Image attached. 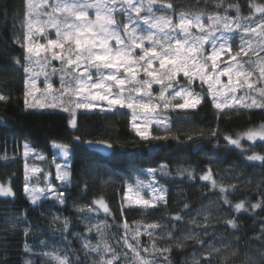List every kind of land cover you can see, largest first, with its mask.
I'll return each mask as SVG.
<instances>
[{
    "label": "trees",
    "instance_id": "1",
    "mask_svg": "<svg viewBox=\"0 0 264 264\" xmlns=\"http://www.w3.org/2000/svg\"><path fill=\"white\" fill-rule=\"evenodd\" d=\"M164 2L173 3L177 12L185 13L202 11L224 15L227 9V15L233 18L237 16L235 6H238L241 19H258L261 14L255 11V6H264V0ZM24 11V0H0V93L10 97L7 102L0 101V184L10 186L15 193L0 197V264H25V261L54 264L42 255L53 249L60 253L67 251L74 261L77 257L85 261L82 248L85 242L103 247L106 241L131 257L132 253L123 247L125 221L132 229L141 228L138 240L149 249L147 253L141 251L143 256L153 253L155 243L160 248L171 246L170 253L165 254L170 256L171 264H191L194 257H201V245L184 238L195 235L220 250L212 253V264H264V239H257L264 227V207L240 212L234 208L241 201L246 202L247 207L248 203L264 200V166L260 161L246 159L253 152L264 155V146L262 142L253 145L242 139V154L241 148L224 139L226 135L235 139L237 134L264 124V109H226L218 118V110L212 106L211 97H207L197 109L187 110V114L172 112V130L157 134L168 136L167 140L160 141L141 140L132 128L130 111L125 109L81 110L75 115V128L69 123L71 114L60 107L26 109L23 81L27 74L14 59L22 60L25 55L21 47L26 28ZM51 64L57 69L60 67L58 62L51 61ZM49 69L52 71L51 67ZM53 79L54 83H59L58 74ZM192 87L201 91L199 81ZM203 91H207L206 85ZM213 131L216 136H212ZM76 137L82 143L107 141L113 145L114 153L105 158L90 152L74 142ZM25 144L45 158L43 163H34L41 166L49 165L55 158L54 145L69 146L72 182L64 187L65 204L44 199L34 206L27 198L24 192ZM161 165L168 171L158 177L167 203L148 210L126 207V189L139 181L146 182L149 169L157 170ZM209 168L217 182L215 188L211 181L200 179ZM182 169L193 170L194 179H189ZM220 186L226 189L224 193L220 192ZM225 196L230 204L224 203ZM101 198L110 212L106 214L103 209L90 212L89 207L97 208L93 202ZM178 214L183 217L181 221L174 219ZM54 217L60 220L54 222ZM65 219L68 221L66 230ZM228 219H235L238 227L233 229L227 225ZM147 223L160 225L155 230L158 235L150 238L145 233ZM93 225L103 228V237L95 227L88 231L86 226ZM132 235L129 231L127 238L135 244ZM174 242H181L183 246L177 247ZM25 246L30 251L26 252ZM203 255L206 257L207 251ZM157 256L159 258V254ZM86 264H93L91 256ZM120 264L127 262L122 260Z\"/></svg>",
    "mask_w": 264,
    "mask_h": 264
},
{
    "label": "snow or ice",
    "instance_id": "2",
    "mask_svg": "<svg viewBox=\"0 0 264 264\" xmlns=\"http://www.w3.org/2000/svg\"><path fill=\"white\" fill-rule=\"evenodd\" d=\"M24 5L27 30L21 47L25 55L22 60L14 59L25 74L31 73L23 81L26 109L60 107L71 113L69 123L73 128L76 127L78 109H128L132 113L133 128L143 141L167 140L168 136H152L149 126L155 124L157 131L171 132L172 112L187 114V110L197 109L207 97H211L212 106L218 110V118L226 109H264V6H255V11L261 14L258 19H241L238 6H235L237 16L233 18L227 15V9L224 15L205 14L202 11L177 12L173 3L164 0H40V3L24 0ZM53 31L55 38H51ZM37 36L46 43H32ZM237 39L238 44L234 43ZM41 53L45 54L42 58L32 59L33 56L41 57ZM242 55L248 59H238ZM51 61L59 62V69L52 66ZM37 67L39 71H34ZM49 67L53 76L58 74L59 89H54V81L46 71ZM41 75L44 79L42 87H38L37 81ZM221 77H227V83H222ZM197 80L201 91L192 87ZM205 84L206 92L203 91ZM37 92L43 93L40 98L36 97ZM29 97L35 102L29 103ZM9 99V96L0 93V101L7 102ZM216 134V131L212 132V136ZM245 138L253 145L260 141L264 146V124L237 134L235 139L227 135L224 137L228 144L241 148L242 154L241 140ZM79 139L76 137L77 141ZM87 143L90 147L94 146L92 141ZM95 146L113 147L107 141H96ZM55 147L65 157L69 155L68 145L57 144ZM29 151L25 144V157ZM39 158L44 159L42 156ZM246 159L260 161L264 166V155L253 152ZM159 170L162 174H168L164 165ZM156 171L149 169L150 173ZM182 172L187 173L189 179H194L193 170L182 169ZM56 179L62 187L50 186L45 191L30 186L27 183L29 177L25 175L24 192L32 205L35 206L41 199H53L61 205L66 203L63 186L72 182L67 164L57 165ZM200 179L211 181L213 188L217 187L210 168ZM145 187L143 182H138L135 188L129 186L128 191L136 193L134 198L127 197L129 207L135 204L141 210H148L156 209L160 203H167L163 189L152 188L153 198H144L140 193ZM147 187L152 186L149 184ZM225 191L220 186V192ZM14 195L10 186L0 184V197ZM93 203L97 208L89 207L90 212H98L99 209L106 214L110 212L102 198ZM224 203L230 204L226 196ZM262 207L264 200L248 203L247 207L244 201L234 205L236 212ZM185 208H188L187 204ZM174 219L181 221L183 217L178 214ZM59 220V217H54V222ZM226 224L233 229L238 227L235 219L226 220ZM67 227L68 221L65 219L64 229ZM86 227L88 231L95 227L98 235L103 237L104 230L100 225ZM123 227V247L132 253L131 257L128 252H120L106 241L103 247L85 242L82 245L85 261H79V257L74 261L67 251L60 253L55 249L42 255L54 264H86L89 256L93 264H120L122 260L127 264H171L170 256L165 255L170 253L171 246L160 248L153 243V253L143 256L141 251L147 253L149 249L138 240L142 234L141 228L137 226L132 229L127 221ZM159 227L157 223H147L144 231L152 238L158 235L155 230ZM129 231L133 232L131 239L136 241L135 244L127 238ZM167 235L170 237L172 234L169 232ZM184 239L194 240L201 245V257H194L191 264H212V253L220 251L195 235ZM257 239H264V227ZM174 243L177 247L183 246L181 242ZM25 251H30L27 246ZM205 251L206 257L203 255ZM25 264L31 262L25 261Z\"/></svg>",
    "mask_w": 264,
    "mask_h": 264
},
{
    "label": "rangeland",
    "instance_id": "3",
    "mask_svg": "<svg viewBox=\"0 0 264 264\" xmlns=\"http://www.w3.org/2000/svg\"><path fill=\"white\" fill-rule=\"evenodd\" d=\"M35 2L36 3H40V0H35ZM37 11H40V9H37ZM41 18L43 19L44 17H41ZM26 30L27 29L25 28V33H26ZM51 38H55L54 31L52 33V37ZM31 42L32 43H46V40H44L42 37L37 36V37H34ZM234 43L238 44L239 43V40L237 39ZM44 55H45L44 53H41V57H35V56H33L32 59L33 60L40 59ZM241 57L242 58H245V59L247 58V57H244L243 55ZM240 58H238V59H240ZM225 59H227V57H225ZM52 62H57V61H52ZM53 66L56 67L55 65H53ZM221 67H223V64H221ZM34 71H39V68L37 67V69H35ZM46 71L48 72L50 79L52 81H54V79H53L54 76L52 75V71L49 68H47ZM27 76H31V73H28ZM43 79H44L43 75H41L38 78V81H37L38 87H42V81H43ZM227 80H228L227 77H221V82L222 83H227ZM195 82L193 83V85L195 84ZM59 87H60V84L59 83H57V84L54 83V89H59ZM154 87L155 88H158V86H156V85H154ZM42 94H43L42 92H37L35 95H36L37 98H40L42 96ZM56 94L58 95V92ZM238 94H239V92L237 93V95ZM49 99H51V95L49 96ZM28 100H29L30 103H34L35 102L32 97H29ZM81 110H84V109H78V110H76V114H77V112H79ZM95 110L96 111H99V112H107V111L102 110L100 107H97V108H95V109H93L91 111H95ZM113 110H122V109L116 108V109H113ZM125 110H128V109H125ZM189 110H191V109H189ZM86 111H89V110H86ZM110 111H112V110H110ZM128 111H130V110H128ZM132 119L133 118H132V113H131V123H132ZM132 126H133V123H132ZM156 129H157V125H155V124H152V125L149 126V132H150V134L152 136H155L157 134H163L164 133V131H162V130L161 131H157ZM133 130L135 131L134 128H133ZM245 140L247 142H250L246 138H245ZM257 142H260V141H257ZM54 151H55V158L47 166H41V165L34 164V163H37V162L38 163H43L45 161V158L44 159H40L39 157H41V155L37 154L36 152L32 151L31 149L29 151V155L27 157L24 156V160H25V175L27 174L28 177H29V180L27 181V183L30 186L35 187V188H38V189H43L45 191L50 186L51 187H62L61 182L56 179V168H57V165L64 166V165L67 164L68 167H69V169H70V155H71V150L69 148V155L67 157H65L63 155V153L59 150V148L55 147V145H54ZM147 173H148V180L146 182H143V184L146 187L143 189V191L140 194L142 196H144V198H146V199H152L153 198L152 188L163 189L160 186V182H159V178H158L159 176L162 175V173H161V171L159 169H157V171L155 173H150L149 171ZM45 177H47V179H45ZM137 183L134 186H132V187L135 188L136 185H137ZM149 184H151V186H152L151 188L150 187H147ZM67 186L68 185L63 186V187H67ZM126 190H127V192H126V196H125V200H126L125 201V206L126 207H129V202L127 200V197L128 196H133V198H134L135 195H136V193H135V191L129 192L128 189H126ZM42 200H44V199L39 200L37 203L41 202ZM132 207H137V209L139 208L135 204H133Z\"/></svg>",
    "mask_w": 264,
    "mask_h": 264
},
{
    "label": "water",
    "instance_id": "4",
    "mask_svg": "<svg viewBox=\"0 0 264 264\" xmlns=\"http://www.w3.org/2000/svg\"><path fill=\"white\" fill-rule=\"evenodd\" d=\"M73 140H74L75 143L82 144L86 148V150H88L90 152L93 151L94 153H97V154H99V155H101L102 157H105V158L111 157L113 155V153H114V148L113 147L111 149H107V148L95 146V142H93V141L92 142H93L94 146L90 147L87 142L82 143V141H80V139H79V141H77L76 139H73Z\"/></svg>",
    "mask_w": 264,
    "mask_h": 264
}]
</instances>
